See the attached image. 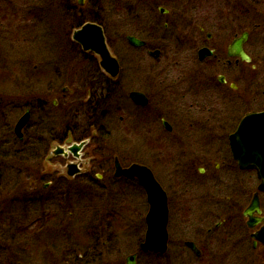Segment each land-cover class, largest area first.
Returning a JSON list of instances; mask_svg holds the SVG:
<instances>
[{
  "label": "flooded vegetation",
  "instance_id": "af4514ba",
  "mask_svg": "<svg viewBox=\"0 0 264 264\" xmlns=\"http://www.w3.org/2000/svg\"><path fill=\"white\" fill-rule=\"evenodd\" d=\"M16 1L0 0V185L13 181L2 192L31 194L41 204L48 198L40 192L49 191L68 203L73 185L106 194L123 182L147 201L137 177L116 175L117 162L123 169L146 166L167 195L166 247L142 248L144 219V236L119 264L132 255L134 264H264V191H251L250 170L238 166L230 145L244 116L264 110L252 106L264 101V88L250 93V71L264 67V0H44L17 10ZM27 20L39 54L43 27H50V47L67 61L55 71L58 79H16L14 71H2L6 33L26 41L21 21ZM130 36L143 43L132 44ZM102 38L120 65L114 78L92 48ZM126 60L146 64L148 73L154 66L179 69V79H118ZM107 106L114 107L115 127L103 122ZM110 135L127 144L114 155L100 151ZM83 141V155H74L69 148ZM73 163L80 171L69 176ZM36 222L42 264H89L87 253L75 256L69 245L70 225L58 228L63 221L46 217ZM58 240L69 245L66 252L57 250Z\"/></svg>",
  "mask_w": 264,
  "mask_h": 264
},
{
  "label": "rangeland",
  "instance_id": "374dc122",
  "mask_svg": "<svg viewBox=\"0 0 264 264\" xmlns=\"http://www.w3.org/2000/svg\"><path fill=\"white\" fill-rule=\"evenodd\" d=\"M43 1L17 0L15 4L16 10L21 7L25 9L34 8L35 5ZM11 4L8 5L11 6ZM51 6L53 7L54 5H49L50 8ZM52 10L56 11L55 8ZM57 11L60 12V10ZM3 21L5 26L8 25L7 19ZM44 21L47 22L46 20ZM21 22H25L27 26V40H16L6 33L7 48L1 53L2 71L6 72L5 67L10 71H14L13 74L16 79H58L55 71H64L67 68V64H63L67 61L61 56L60 48L58 50L54 46L53 50L51 49L50 46L53 41L48 38L50 27L47 25L43 27V49L41 54H39L36 50L37 42H35L33 22L30 23L28 20ZM255 33L254 38L258 35L257 31ZM125 53L128 54L129 51L125 50ZM137 54H141V52L137 51ZM61 57L62 62L60 61ZM53 63H57L56 66ZM36 65L38 67L35 69ZM136 65L137 67L131 65L129 60H126L118 79H160L162 74L163 79L168 76L170 79H179V69L174 72V69L168 70L154 66V73H148L149 69L145 67L146 64ZM165 70L166 72L163 73ZM250 72V93L253 96V94L264 88V67L253 68ZM68 76L69 74L66 75L65 73L63 78L66 79ZM112 98L110 102L116 101L115 95ZM254 105L264 106V101L262 103L255 101L252 106ZM105 110L106 115L104 116L106 119L103 122L115 127L116 115L114 107L111 109V106H107ZM90 119L91 117L88 118V120ZM113 133L115 134V132ZM121 145L127 146V144H119L113 135H110L106 139V143L101 145L100 151L105 152L104 154L111 153L114 155L122 149ZM90 151H92V146L87 147L85 155H88ZM79 153L83 155V152ZM255 174L254 170H250L245 175L247 180H249L252 192L259 183ZM6 180L9 181L6 186L0 185V264H17L19 262L22 264H42L39 246L43 241L42 239H37L39 231L38 227H36L38 225L36 221L38 217L52 219L53 223L55 221L57 223L63 221L62 224L59 223L57 225L58 228L61 225H70L72 227L71 234L75 236V239L72 237L74 244L69 245L74 249L75 256L87 253L86 258L89 264H119L130 254L131 249L137 248L135 242L138 239L141 241V237L145 234L143 220L147 214V201H145L146 198L143 193H140L138 189L129 184L118 182V185H114V189L106 194L98 192L95 194H84V192L79 191L80 185H73L75 190L69 196L71 201L68 203H66L65 195L59 196L49 191H41L39 196L48 199H44L43 203L40 204L35 202L34 195L25 194L21 191L14 194L3 193L4 191L2 192V190L4 188L9 190L13 184V181H10L11 179ZM240 181L242 180L240 179ZM95 183H97L95 187L98 189L101 183ZM61 213H63L62 216L59 215ZM171 217V229H177L175 228L177 224L174 212H172ZM47 221L49 222V220ZM69 233L70 229L68 228L67 235ZM90 234L94 238H89ZM67 235L64 234L62 236ZM61 240H58L57 250L66 252L69 245L67 246L66 243L62 245L60 243ZM100 256L101 259L99 261L94 260ZM100 261L102 262L100 263Z\"/></svg>",
  "mask_w": 264,
  "mask_h": 264
},
{
  "label": "water",
  "instance_id": "95a60500",
  "mask_svg": "<svg viewBox=\"0 0 264 264\" xmlns=\"http://www.w3.org/2000/svg\"><path fill=\"white\" fill-rule=\"evenodd\" d=\"M88 27V26H87ZM86 30H80L81 33ZM129 40L134 45H140L143 42L135 37H129ZM240 42L237 41V44ZM89 47V46H87ZM101 57V66L111 77H116L120 71V65L114 56L110 53L104 38L98 46H92ZM132 98L137 100V93H132ZM27 121V116L22 118L17 124V130L20 131ZM231 149L232 155L238 161V165L242 169H254L257 172L260 183L258 190H264V110L259 113L256 111L249 112L239 123L236 132L231 134ZM87 142L73 144L69 149L78 156L79 151ZM77 163L68 165L67 175L74 176L80 170L76 167ZM116 175L126 176L128 178L137 177L140 183L144 186L147 193V201L150 204L149 211L146 216L147 231L145 241H143L142 248L144 250L154 249L159 250L160 245L162 249L166 247L168 232V206L167 196L160 184L155 180L152 172L146 166L133 164L129 168L123 169L117 162ZM258 194V193H257ZM254 194L252 201L253 205L258 204V195ZM133 255L127 259V264L133 263ZM21 264V263H19Z\"/></svg>",
  "mask_w": 264,
  "mask_h": 264
},
{
  "label": "bare ground",
  "instance_id": "6f19581e",
  "mask_svg": "<svg viewBox=\"0 0 264 264\" xmlns=\"http://www.w3.org/2000/svg\"><path fill=\"white\" fill-rule=\"evenodd\" d=\"M20 263V262H19ZM22 264V263H21Z\"/></svg>",
  "mask_w": 264,
  "mask_h": 264
}]
</instances>
